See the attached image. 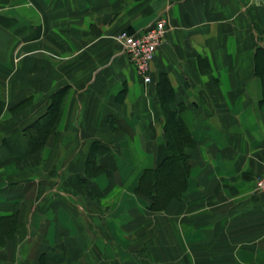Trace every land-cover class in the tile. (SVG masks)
<instances>
[{"label":"crops","instance_id":"crops-1","mask_svg":"<svg viewBox=\"0 0 264 264\" xmlns=\"http://www.w3.org/2000/svg\"><path fill=\"white\" fill-rule=\"evenodd\" d=\"M158 17L144 83L117 35ZM164 106L193 144L153 210L135 190L168 155ZM263 168L264 0H0V264H264Z\"/></svg>","mask_w":264,"mask_h":264},{"label":"trees","instance_id":"trees-1","mask_svg":"<svg viewBox=\"0 0 264 264\" xmlns=\"http://www.w3.org/2000/svg\"><path fill=\"white\" fill-rule=\"evenodd\" d=\"M62 94L54 97L45 117L33 122L26 128V138L32 147L38 148L48 134L53 132L61 109ZM164 131L168 155L153 169L144 170L135 192L148 198L150 209L159 210L166 206L171 198L179 197L188 185L190 163L184 152L193 144L176 111L164 106ZM95 156L89 155L92 166Z\"/></svg>","mask_w":264,"mask_h":264},{"label":"built area","instance_id":"built-area-1","mask_svg":"<svg viewBox=\"0 0 264 264\" xmlns=\"http://www.w3.org/2000/svg\"><path fill=\"white\" fill-rule=\"evenodd\" d=\"M166 28V19L158 17L144 31L122 30L117 35L129 63L144 83L151 81V63L156 51L164 42ZM254 189L256 192H264V168L256 178Z\"/></svg>","mask_w":264,"mask_h":264}]
</instances>
